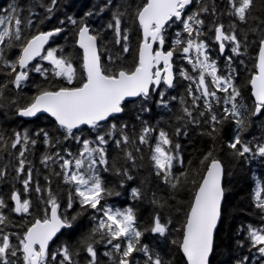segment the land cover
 <instances>
[{"label":"snow or ice","instance_id":"snow-or-ice-1","mask_svg":"<svg viewBox=\"0 0 264 264\" xmlns=\"http://www.w3.org/2000/svg\"><path fill=\"white\" fill-rule=\"evenodd\" d=\"M37 7L43 9V18ZM60 7V0H33L27 16L19 3L0 9L4 13L0 15V113L20 118L46 113L59 134L54 137L40 128L8 136L0 130V183H8L11 176L22 185L17 189L13 183L7 197L0 194V264H81V253L84 264H101L100 246L108 264H213L226 195L225 166L216 155L224 125L235 126L226 144L233 157L264 159V137L244 138L257 120L264 129V0H101L79 18L66 15L59 26L34 31L38 24L51 21ZM105 14L109 19L100 29L89 22ZM223 16L229 18L227 25ZM67 25L73 27L74 45L80 50L75 54L56 42L58 37L68 39L63 35ZM249 49L255 51L251 69L243 58L250 55ZM241 68L250 73V103L245 102L239 83ZM181 85L183 93L170 95ZM28 88H35V93L28 96ZM129 103L139 105L134 117L140 123L138 131L121 120ZM153 103L172 114L169 123H175L174 133L160 122L143 119L141 114L151 112ZM85 127L89 137L84 136ZM191 128L201 129L199 134L211 141L199 168L185 161L181 143L173 139L187 137ZM41 138L46 149H55L40 157V164L49 170L44 185L29 159ZM64 142L79 147L75 152L59 148ZM141 146L149 149L151 171L142 181L148 187L131 188L133 200L148 198L161 210L171 207L151 191L153 178L169 189L172 201L189 184L194 188L186 210L183 205L177 208L183 211V220L176 228L179 238L170 241L182 260H174L144 239L151 234L167 242L172 219L155 211L150 225L141 227L132 206L109 203L122 193L105 174L120 177L123 188L134 179L132 170L142 167L137 162L143 160ZM53 177L66 186L64 205L59 185L52 187ZM77 204L80 210L70 214ZM254 207L260 225L248 224L238 232L246 233L248 251L255 255L239 256L233 264H264V183L256 185ZM89 210L90 230L75 246L62 243L54 250L63 230L74 229ZM26 217L30 219L25 221ZM237 247L244 248V241H238Z\"/></svg>","mask_w":264,"mask_h":264},{"label":"trees","instance_id":"trees-1","mask_svg":"<svg viewBox=\"0 0 264 264\" xmlns=\"http://www.w3.org/2000/svg\"><path fill=\"white\" fill-rule=\"evenodd\" d=\"M42 2H47V0H42ZM101 0H60V9L56 12V15L51 21H45L43 24H38L35 30H49L53 27L59 26V19H64L66 15H73L76 18L82 16L86 11H88L93 4L100 3ZM140 0H137L139 3ZM9 3H19L25 7L24 15H28V9L32 6L33 0H0V9L6 8ZM37 13L40 14V17L43 18L44 12L43 9L37 7L35 9ZM4 13L0 11V15ZM109 19V15L105 14L103 16H94L89 18L91 25L100 29L102 25H105ZM221 21L227 25L229 23V18L223 16ZM68 37V39H63L58 37L56 42L64 46L66 51L72 52L75 54L80 50L74 45L73 36L74 29L71 25H67L66 32L63 34ZM108 39L111 40L110 33L108 34ZM137 41L133 39L132 47L135 50ZM215 48V45H213ZM250 55L243 57L248 65V68L252 67V60L255 57L254 49H249ZM215 55V53H214ZM133 57L129 56V63L132 62ZM180 61L177 60V64ZM221 67H223L224 61L223 58H220ZM76 66L79 68V59L77 58ZM249 72H245L241 68V73L239 77V83L244 88L245 102L250 103V93L248 92L247 86V76ZM34 79L37 83H42V79L38 76H34ZM59 85L60 81H56ZM183 85L179 86L175 90L170 91V95H176L178 93H183ZM25 92L28 96H31L35 93V88L25 89ZM139 105L129 103L128 108L124 114L121 116L122 121H126L129 124H134L137 131L140 128L139 121L135 120L134 117L137 114V109ZM178 105L174 106V112L178 109ZM144 120H147L151 124H156L160 122L162 127L167 128L170 132L174 133L175 123H169V120L172 118V114L164 111L160 108H157L155 104H152V111L149 113H142ZM260 121H255L252 127L244 134L246 140H251L252 137H256L260 140L264 137V129H261ZM40 128H44L49 131V133L56 137L58 132L54 123V120L47 115H39L36 118L25 120L23 118L17 117L11 112L0 113V130H5L8 136H11L13 131H23L28 129L30 132H35ZM235 126L231 123L225 124L221 132L220 138L216 142L217 152L216 155L221 159L225 166V177H224V186L226 189L225 199L222 204V218L218 225L216 233V252L213 259V264H233V261L242 255H255V251L249 253L247 247V240L245 239V232H238L242 226L246 227L248 224H253L256 226L260 225L259 212L254 207V192L256 185L258 183H264V159L260 157H255L251 159H238L233 157L230 154V150L226 147L227 141L231 139L234 134ZM201 129L191 128L189 135L187 137H173L174 142H179L182 145V152L185 161H191L193 166L196 168L200 167L199 161L202 159L203 154L206 153L211 145V141L208 137L200 135ZM89 130L85 127L84 136L89 137ZM94 135V134H93ZM255 143V141H253ZM264 142V141H262ZM59 148L68 147L73 152L79 147L72 142H64L61 145H58ZM143 148V160L138 159V163L142 165L139 169H133L132 174L134 179L132 181H126L123 188H119L120 177L105 174L106 179L112 186H116L117 190L121 191L122 195L119 197H112L109 200V203L114 204L117 207H127L132 206L138 214V219L140 221L141 227H148L151 223L152 215L155 211H161L165 219H172L173 225L172 233L168 238L167 242L161 241L160 238L154 237L151 234L145 236V242L151 245L156 246L161 249L163 253L167 256L173 258L174 260H182V255L178 252L177 246L171 244L172 239H178L179 233L176 232L183 220V211L178 212L177 208L183 205V209L186 210L188 204L191 201L192 195L194 193V188L189 184L186 189L180 190L175 193V201L170 199L171 193L169 189L152 179L150 185L151 191L156 192L159 197L164 200H168L171 205L170 208L157 209L148 202V198L143 200H133L131 198V188L141 187L146 188L147 185L142 184V181L145 177L149 176L151 171L150 161H149V149L147 147L141 146ZM55 151V149H46L45 145L42 143V138L40 142L37 143L34 149H32V154L29 156V159L33 161V164L36 169L39 170L38 179L40 180L41 185H44L43 177L49 174V170L45 169L40 164V157L45 151ZM116 153L113 152L112 155ZM6 162V161H5ZM58 170V169H57ZM14 175V173H13ZM53 183L52 187L55 189L59 185L60 188V197L62 205L65 204L67 199L66 186L58 180V178H52ZM15 183L12 181L11 176L9 177L8 183H0V194L7 197L11 190L12 185ZM15 188L20 189L22 185L15 183ZM150 195V194H149ZM31 198L33 201H36V194L31 193ZM78 204L74 207L73 210H70V214H75L78 212ZM91 211L84 213L83 216L77 221V226L71 230H63V235L60 236L59 240L53 245V249L59 247L62 243H69L73 246L76 245L77 241L85 235L92 226L91 220ZM14 221L19 222L20 218L12 215ZM25 221L30 219L28 217L24 218ZM19 230V229H13ZM243 240L245 243L244 248H238L237 242ZM104 247L100 246V261L101 264H108L107 258L103 256ZM85 254L81 253V264H84ZM253 264H256L253 261Z\"/></svg>","mask_w":264,"mask_h":264},{"label":"water","instance_id":"water-1","mask_svg":"<svg viewBox=\"0 0 264 264\" xmlns=\"http://www.w3.org/2000/svg\"><path fill=\"white\" fill-rule=\"evenodd\" d=\"M43 114H44V115H47V116H49V115H48V114H46V113H41V114H38V116H39V115H43ZM49 117H50V116H49ZM50 118H51V117H50ZM23 119H25V120H30V119H33V118H23ZM52 119H53V118H52Z\"/></svg>","mask_w":264,"mask_h":264}]
</instances>
